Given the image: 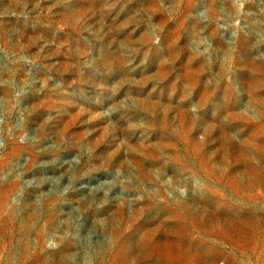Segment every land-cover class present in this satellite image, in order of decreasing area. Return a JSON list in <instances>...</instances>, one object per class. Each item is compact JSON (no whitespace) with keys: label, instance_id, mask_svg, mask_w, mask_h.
Segmentation results:
<instances>
[{"label":"rangeland","instance_id":"obj_1","mask_svg":"<svg viewBox=\"0 0 264 264\" xmlns=\"http://www.w3.org/2000/svg\"><path fill=\"white\" fill-rule=\"evenodd\" d=\"M0 264H264V0H0Z\"/></svg>","mask_w":264,"mask_h":264}]
</instances>
